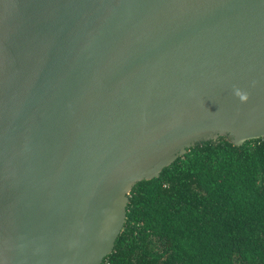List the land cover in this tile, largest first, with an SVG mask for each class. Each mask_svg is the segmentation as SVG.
Masks as SVG:
<instances>
[{"label":"water","instance_id":"95a60500","mask_svg":"<svg viewBox=\"0 0 264 264\" xmlns=\"http://www.w3.org/2000/svg\"><path fill=\"white\" fill-rule=\"evenodd\" d=\"M220 135L264 136V0H0V264H101Z\"/></svg>","mask_w":264,"mask_h":264},{"label":"trees","instance_id":"16d2710c","mask_svg":"<svg viewBox=\"0 0 264 264\" xmlns=\"http://www.w3.org/2000/svg\"><path fill=\"white\" fill-rule=\"evenodd\" d=\"M101 264H264V136L202 139L136 182Z\"/></svg>","mask_w":264,"mask_h":264},{"label":"clouds","instance_id":"9594fccd","mask_svg":"<svg viewBox=\"0 0 264 264\" xmlns=\"http://www.w3.org/2000/svg\"><path fill=\"white\" fill-rule=\"evenodd\" d=\"M235 95L242 101V102H246L249 99V96L246 92H243L239 89L235 90Z\"/></svg>","mask_w":264,"mask_h":264}]
</instances>
